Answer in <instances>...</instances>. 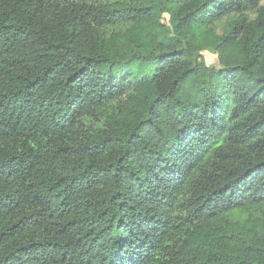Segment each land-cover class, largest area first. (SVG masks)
I'll return each instance as SVG.
<instances>
[{"label": "trees", "instance_id": "1", "mask_svg": "<svg viewBox=\"0 0 264 264\" xmlns=\"http://www.w3.org/2000/svg\"><path fill=\"white\" fill-rule=\"evenodd\" d=\"M0 264H264V0H0Z\"/></svg>", "mask_w": 264, "mask_h": 264}, {"label": "rangeland", "instance_id": "2", "mask_svg": "<svg viewBox=\"0 0 264 264\" xmlns=\"http://www.w3.org/2000/svg\"><path fill=\"white\" fill-rule=\"evenodd\" d=\"M202 60L207 63L208 66H217L218 59L217 54L213 51H205L201 54Z\"/></svg>", "mask_w": 264, "mask_h": 264}]
</instances>
